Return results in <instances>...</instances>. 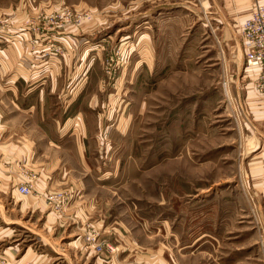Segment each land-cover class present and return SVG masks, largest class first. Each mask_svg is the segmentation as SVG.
Returning <instances> with one entry per match:
<instances>
[{
  "label": "rangeland",
  "instance_id": "374dc122",
  "mask_svg": "<svg viewBox=\"0 0 264 264\" xmlns=\"http://www.w3.org/2000/svg\"><path fill=\"white\" fill-rule=\"evenodd\" d=\"M224 1L0 0V121L6 111L22 118L10 109L24 106L42 87L50 89L41 74L71 75L73 59L77 68L91 66L99 75L92 88L101 87L109 119L97 134L105 141L97 151L104 163L96 165L105 170V185L99 194L81 197L82 210L76 213L75 206L64 219L66 194L57 215L98 221L95 207L105 221H123L135 246L124 243L123 254L142 243L164 248L166 256L171 236L176 264H183L186 241L202 233L203 249L223 255L224 264H232L236 253H251L261 264L264 242L245 237L264 231V95L254 84L255 72L244 77L241 68L248 3ZM14 73L28 81H14ZM237 78L252 81L240 90L254 91L260 108L237 94ZM69 84L65 78L58 87ZM17 176L14 186L0 178V264H91L86 236L101 231L88 222L51 227L54 209L47 199L49 209L43 207L38 179L22 171ZM21 185L30 192L20 193ZM112 231L106 243L116 250L101 264H119L122 232ZM152 232L158 238L150 243Z\"/></svg>",
  "mask_w": 264,
  "mask_h": 264
},
{
  "label": "crops",
  "instance_id": "0c3cea01",
  "mask_svg": "<svg viewBox=\"0 0 264 264\" xmlns=\"http://www.w3.org/2000/svg\"><path fill=\"white\" fill-rule=\"evenodd\" d=\"M227 1L236 3L241 1L246 2L248 3L250 12L254 4L264 3V0ZM236 11L239 13L240 8L236 9ZM245 19H243V22ZM233 35L236 37L234 30ZM225 39H227V34L223 40ZM232 42V45L231 41L227 42L228 45L225 44L233 47L238 46L236 42ZM240 46L244 56L241 68H244L245 52L242 43ZM37 60H40L42 67L45 66L42 63L44 60L42 57ZM77 62L76 59L71 60L70 66L74 67L75 65V69H67V72H72L71 75L68 73H57L52 78L51 76L46 77L47 75L41 74L39 78L40 80L42 79L41 84L51 81L50 89L42 87L39 91L35 92L34 96H29L25 99L26 104H23L24 106L16 104L14 108L10 109L23 114L22 118L15 115V112L10 113L8 111L7 113L6 111L3 114L5 120L0 121L2 131V137L0 134V178L10 186L15 185L14 178L21 171L24 173V177L37 178L36 188L43 201V207L47 209H49V205L45 201L46 194L58 191L70 195V205L66 209L67 216L63 217L64 219L68 218V214L73 215L75 206H77L76 213L82 210L79 204L81 197L87 195V193L99 194L100 187L105 185L103 184L105 181L102 183L101 178L106 177L102 175L105 170L96 165V163H104L101 161V155L97 151L99 150L100 144L104 143L105 138L102 137L99 140L97 134L99 131L107 129L104 128L105 122L109 119L108 117H104V113L106 112L105 96L101 93V87L99 89L92 88L99 75L92 74L91 66H87L85 69L81 66L77 68ZM92 67L98 71L96 65ZM45 70H49L48 66ZM81 70L85 72L82 76L80 75ZM243 71L244 77L246 75L249 76L245 69ZM16 72L18 71L16 70ZM17 74L15 75L14 73L11 75L14 81L21 79L28 81L26 75L22 73ZM65 78L66 81L71 79V84L58 87V82L60 80L64 81ZM235 83L237 86V94L240 93L244 97L253 99V96L256 94L254 91L246 90L245 93L240 90L242 87H248V85L252 84V81L245 84L237 78ZM18 93L24 95L23 92L18 91ZM33 97H36L37 100H33ZM52 98H55V101H52ZM47 102L48 106L46 105ZM247 103H250L254 107L257 104L259 105L258 108L262 104V102L258 104L257 99L247 101ZM89 183H95V187L90 188ZM87 187L89 189H85ZM74 194L75 197L73 196ZM95 203L99 205V201ZM84 208L86 209V206ZM94 208H92L93 215L98 221H64L62 217L57 215L60 212L51 208L55 211L52 210L50 212V218L55 219V221L48 222L51 223L50 226L53 228L64 226L75 227V224L78 227L88 222L101 231L99 232V239L105 242L108 240L107 238H110L109 234L113 232L112 228H117L122 232L119 237V241L121 242L119 264H176L175 237H167L168 250L166 256L164 254V248L162 250L156 249L155 251L153 248L142 243L139 244L140 247L134 253L126 252L123 254V249L126 248H123L124 243L127 244V248H135L133 243L130 242V237L123 233V221L120 223L118 221H105V215L103 217L98 216ZM252 230H255V227ZM154 233L147 234L148 238H151L150 243H153V240L158 238ZM263 234L264 231L257 232L256 230L248 232V236L245 238L250 243L256 244L259 241L264 242ZM204 240L207 239L201 233L200 237L191 239L190 241L187 240L188 242L186 241L181 254L183 255V264H207L206 261L208 259L212 261L211 264H224L223 255L203 249L202 243H204ZM196 242L200 243L197 247L198 250L192 247ZM215 243H217L216 239ZM110 253L112 252L108 250L98 253L90 247L89 253L86 254V259L87 261L92 260L91 264H101V261L106 260V257ZM234 257L232 264H240L242 261H248L246 264H256V256L251 253L245 255L236 253ZM258 259L261 260V264H264V255L261 254Z\"/></svg>",
  "mask_w": 264,
  "mask_h": 264
},
{
  "label": "built area",
  "instance_id": "2783aa9c",
  "mask_svg": "<svg viewBox=\"0 0 264 264\" xmlns=\"http://www.w3.org/2000/svg\"><path fill=\"white\" fill-rule=\"evenodd\" d=\"M241 43L245 52L244 69L247 72H255L254 84L264 95V3L254 4L249 16L244 20ZM18 190L20 193H29L30 187L21 185ZM46 199L57 212H60L67 197L63 192L53 191L46 194ZM86 239L95 251L116 250L112 244L99 239L96 234H89Z\"/></svg>",
  "mask_w": 264,
  "mask_h": 264
}]
</instances>
